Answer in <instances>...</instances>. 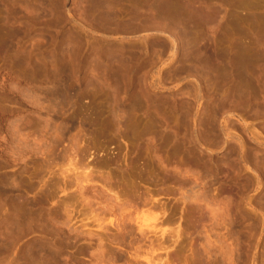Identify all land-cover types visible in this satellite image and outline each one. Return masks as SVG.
I'll use <instances>...</instances> for the list:
<instances>
[{"label":"rangeland","instance_id":"obj_1","mask_svg":"<svg viewBox=\"0 0 264 264\" xmlns=\"http://www.w3.org/2000/svg\"><path fill=\"white\" fill-rule=\"evenodd\" d=\"M0 264H264V0H0Z\"/></svg>","mask_w":264,"mask_h":264}]
</instances>
